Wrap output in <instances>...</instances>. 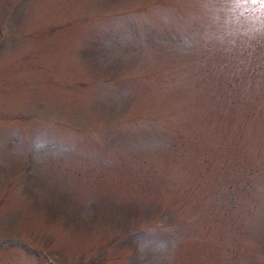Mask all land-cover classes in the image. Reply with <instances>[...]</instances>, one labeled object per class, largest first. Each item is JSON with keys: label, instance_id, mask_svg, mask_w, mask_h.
Wrapping results in <instances>:
<instances>
[{"label": "rangeland", "instance_id": "374dc122", "mask_svg": "<svg viewBox=\"0 0 264 264\" xmlns=\"http://www.w3.org/2000/svg\"><path fill=\"white\" fill-rule=\"evenodd\" d=\"M207 0H0V264H264V41Z\"/></svg>", "mask_w": 264, "mask_h": 264}, {"label": "clouds", "instance_id": "9594fccd", "mask_svg": "<svg viewBox=\"0 0 264 264\" xmlns=\"http://www.w3.org/2000/svg\"><path fill=\"white\" fill-rule=\"evenodd\" d=\"M209 38L229 50L264 41V0H207Z\"/></svg>", "mask_w": 264, "mask_h": 264}]
</instances>
